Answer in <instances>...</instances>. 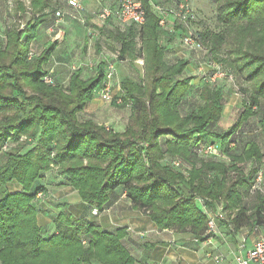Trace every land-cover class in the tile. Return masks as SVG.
I'll list each match as a JSON object with an SVG mask.
<instances>
[{
  "label": "trees",
  "instance_id": "16d2710c",
  "mask_svg": "<svg viewBox=\"0 0 264 264\" xmlns=\"http://www.w3.org/2000/svg\"><path fill=\"white\" fill-rule=\"evenodd\" d=\"M15 1L17 11L30 18L22 30L9 29L0 45V264L136 263L123 245L124 229H102L73 217L65 205L49 216L54 228L44 234L35 206L44 190L37 182L52 166L61 169L80 201L97 214L118 191L158 230L186 234L198 243L212 236L206 234L208 217L201 202L213 214H223L220 234L224 229L234 238L245 228L264 226V194L249 193L255 173H264V0H209L215 6L224 1L216 15L224 31L210 36V51L231 37L230 57L237 58L230 64L248 85L234 123L221 133L212 128L225 106L222 83H210L208 77L204 83L202 77L195 101L193 77H183L188 62L165 61L180 27L177 32L161 27L152 0H138L145 13L141 26H122L112 17L103 23L114 20L118 26L107 34L119 46V61L143 62L140 82L122 78L120 94L110 102L130 109L122 133L78 119L104 81L105 62L87 80L75 70L64 87L45 69L56 44L38 55L31 52L39 31L49 27L45 17L52 13L55 19L56 10L49 9L60 0H28L29 10ZM47 76L50 84L44 81ZM251 119L259 143L242 142ZM21 137L35 145L3 151L8 142L19 145ZM209 146L218 156L201 154ZM13 183L18 190L10 188ZM231 211L235 214L228 219ZM149 247L144 245L145 257Z\"/></svg>",
  "mask_w": 264,
  "mask_h": 264
},
{
  "label": "rangeland",
  "instance_id": "374dc122",
  "mask_svg": "<svg viewBox=\"0 0 264 264\" xmlns=\"http://www.w3.org/2000/svg\"><path fill=\"white\" fill-rule=\"evenodd\" d=\"M77 1H79L84 8L82 17L83 22L66 15L63 22L59 24L54 22L50 33L46 34L45 29L40 31L41 34L36 43L32 45L31 52L38 55L45 46L53 43L56 44L53 55L49 63L45 66V69L53 72L54 78L55 74L59 72L61 76L58 79H56V77L55 81L64 87L67 86L70 75L75 70L80 69L82 79L87 80L95 74L96 66L100 62L103 61L107 63L115 61L116 73L113 79L115 89L112 92V97L119 96L120 89L117 91V88L122 78L127 77L135 82H140L143 78V62L139 58L133 63H129L128 61L119 63L118 59H116L119 46L113 42L111 37L108 38L107 28L102 26V23L88 22L89 18H87L93 12H95L96 15L101 8L113 9L118 0H95L96 2L93 1L95 9L86 4L84 0ZM176 1H181V4L185 5L186 9L181 13V19L175 18L176 20L174 21V17L169 13V10L176 9ZM19 2L20 4L23 3L25 10L29 8L27 0H19ZM152 2L155 4L154 13L156 15L158 14V10L166 11L167 17L164 29L169 30V28H171L172 32H174L177 30L176 28L179 29L180 27L178 31L179 35L175 37L170 45V47L176 48L173 52L175 55L171 56L167 54V59L170 63L174 60L181 59L188 62L187 70L184 72L183 77H193V90H195V93H192V95L195 101L198 102L196 97L198 92L196 91H198L199 84H203L202 77H206V80H204L205 83L208 76L212 75V77H214L216 73L222 72L226 76L219 77L217 80L222 83L226 92L223 113L224 118L212 128V131L215 133L224 132L234 123L238 110L242 107V100L245 97L243 90H247L248 88V85L241 80V77L238 76L234 70L233 65L230 64V61L236 60L237 58L233 55L230 57V53L233 50V47L229 45L231 37L224 40L221 46L217 47L216 51L213 53L210 51V36L221 34L224 31V28L216 21L217 9L220 6H224V1L220 2L217 6L212 5L209 0H152ZM64 3L65 1H60L59 4L53 5L49 10L55 11L61 9L63 12L76 15L73 11H69ZM17 7V2L15 0H0V45L5 43L6 32L9 29L20 28L22 30L23 25L26 24L30 18L28 13L23 14L21 11H17ZM49 16L50 19L53 21L55 20L52 17V13H49ZM112 22H114V20ZM60 24H67V26L64 28L61 27ZM88 29L94 32V35L91 37L87 35ZM189 33L197 40L199 49H192L182 43L183 37L187 36ZM66 54L70 56L68 59V61H70L67 66L61 69L60 66L55 67V62L64 60L63 57H65ZM60 57H62V59H59ZM56 70L59 71L56 72ZM118 103H120V100ZM78 119L82 122L91 120L98 125H103L106 129L122 133L130 122V109L127 107L120 109L114 107L111 103H104L96 94L93 109L87 111L84 109V111L78 115ZM246 128H248L249 131L247 130L248 133H246V130L244 131L245 134H243L242 142L247 139H253L259 143L261 139L255 132V119L249 120V124ZM22 145H26V149H28L35 144L29 139L27 140L21 137L19 145L8 142L3 151L6 152L9 151L10 148H18ZM37 184H39L44 191L37 195L35 206L41 208L42 212L46 211L49 216L52 215L51 210L44 209L48 201L50 204H55L57 197L65 196L73 198L76 194L67 178L61 174V169H59L58 166H52L49 170L44 172ZM14 187L18 188L14 183L10 185L12 190ZM246 200L249 204L253 201L250 197L246 198ZM196 205L199 206L200 204L197 203ZM234 214V211L226 213L228 219H232ZM41 215L42 216H39L38 222H40L44 234H47L51 232L53 228L49 230V227H47L48 225L42 221L45 215L43 213H41ZM221 231H223L224 234L215 235L213 238L214 240L220 244H223L222 239H226V241L229 242L234 241V238L226 234V230L221 229ZM184 237L187 238V235Z\"/></svg>",
  "mask_w": 264,
  "mask_h": 264
},
{
  "label": "crops",
  "instance_id": "0c3cea01",
  "mask_svg": "<svg viewBox=\"0 0 264 264\" xmlns=\"http://www.w3.org/2000/svg\"><path fill=\"white\" fill-rule=\"evenodd\" d=\"M60 1H65L64 4H66V0ZM93 1L95 0H84V2L90 7L95 6ZM27 4H29L28 0ZM27 10H29V8ZM94 15L95 12L91 13L87 17L89 18L88 22L101 23L98 20L97 16ZM54 22L55 20H51L50 16L45 17L46 25L49 24V27L47 26V28H45L46 34L50 33ZM60 25L64 28H66L67 26V24ZM102 26L107 28L106 31H110L112 28L115 27L118 28L116 22L102 24ZM40 31L38 33L37 40L41 34ZM170 49L172 51L165 54V61L167 62H170L167 59V54H170L171 56L175 55V53L173 54V52L176 48L171 47ZM113 57L116 58L115 56ZM63 58L64 60H58V62H55L54 66H60V69L62 67H66L68 62L70 61H68L70 56L66 54V56ZM59 59H62V57H60ZM118 62L120 63L123 61L118 60ZM58 71L59 70H56V72ZM60 76L61 75L59 74V72L55 74V78L57 77L56 79H58ZM118 89H120L119 86L117 88V91ZM94 103L95 99H93L90 103L86 105L85 111L89 109L92 110ZM223 113L224 109L222 112L221 120L224 118ZM18 189L19 188L16 187L13 188V190ZM75 193L76 194L73 196V198H68L65 196L57 197V199L55 200V204H50V202L48 201L45 204L44 209L51 210L52 216H54L59 213L58 206L65 205L67 206V211L73 217L87 219L91 222H94L102 229H105L107 231H113L115 229H124L126 235L122 242L125 248L131 254V256L135 259V264H217L214 262L213 257L218 255L224 256V261L218 264H231L232 258L230 253L235 248L237 241L243 235L247 236L249 234L247 243L250 245V242L256 237H258V235L261 234L264 229V226L259 227L257 231L245 228L244 230H241V232H237L236 236L234 237V241L229 242L226 241V239H222L223 244L218 243L214 239H212L211 241L198 243L194 240H191L188 235L187 238L184 237L186 236V234L176 233L171 230H158L147 215H145L139 210L134 209L131 203L118 191H115L111 194L108 205L103 209V211H101L97 215H94L92 213V209H90L88 206H86L80 201L76 191ZM38 209L40 210V212L38 213V219L39 216H42L41 213H43L45 217L42 221L46 225H48L47 227H49V230H51L52 222L49 215L46 211L42 212L41 208L38 207ZM38 223L40 225V222ZM144 245H152L151 248L149 247L150 250L147 251L148 255L146 257L144 254L146 252V249L148 248L144 249Z\"/></svg>",
  "mask_w": 264,
  "mask_h": 264
},
{
  "label": "built area",
  "instance_id": "2783aa9c",
  "mask_svg": "<svg viewBox=\"0 0 264 264\" xmlns=\"http://www.w3.org/2000/svg\"><path fill=\"white\" fill-rule=\"evenodd\" d=\"M66 6L69 11H73L76 15L63 12L61 9H58L54 12L55 23L59 24L64 21L66 15L71 16L73 19H77L80 22H83L84 8L77 0H66ZM185 5L181 4V1L178 3L175 10H169V13L173 15L174 19H181V13L185 10ZM164 10H158L157 17L159 19V25L165 28V20L167 14ZM67 16V17H68ZM98 20L103 24L109 18H113L122 26H128L134 24L136 26L143 25L145 21V13L140 4L136 0H118L116 6L113 9L110 8H101L96 14ZM171 31V28H169ZM87 34L91 37L94 35V32L90 29L87 30ZM182 43L191 47L192 49H199L197 40L189 33L187 36L183 37ZM32 54H29L31 57ZM219 70V69H218ZM220 72V71H219ZM51 74L52 72L49 71ZM116 73V62L111 61L107 62L105 66V77L104 81L97 93L99 99L104 103H110L114 99L112 97V92L115 89L113 85V79ZM219 77H226L222 72L216 73L214 77L208 76L210 83H214L218 80ZM45 83L50 84L51 79L47 76L44 78ZM119 100L117 101V103ZM202 155L205 156H218V150L214 146H209L202 148L200 151ZM178 166V164H174ZM250 195L255 193L264 194V173L260 169L258 170L252 180V184L249 188ZM201 202V201H200ZM202 210L208 217L207 223V235H212L207 241H211L214 236L220 235L218 229V221H223L224 216L219 210L216 214L210 212L203 203L201 202ZM94 215L97 214L96 210H93ZM257 231L256 228L252 229ZM249 235V234H248ZM248 235H243L236 243L235 248L230 253L232 261L231 264H264V229L261 234L258 235L255 239L250 242V245L247 243ZM215 263H221L224 261L223 255H218L213 257Z\"/></svg>",
  "mask_w": 264,
  "mask_h": 264
}]
</instances>
